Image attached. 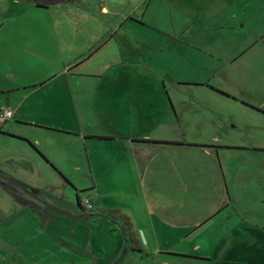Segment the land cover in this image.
Masks as SVG:
<instances>
[{
  "label": "crops",
  "instance_id": "0c3cea01",
  "mask_svg": "<svg viewBox=\"0 0 264 264\" xmlns=\"http://www.w3.org/2000/svg\"><path fill=\"white\" fill-rule=\"evenodd\" d=\"M94 1L54 6L51 12L57 15L49 28L28 23L26 17L51 6L0 0V113L11 112L0 124V177L5 179L0 181V264H264V112L258 111L264 110V0ZM95 12L107 17L106 22L96 19ZM160 12H170L167 22L175 30L196 32L190 44L210 50L205 53L208 59L231 65L229 77L239 91L232 92L225 80L220 89L238 98L247 96L250 106L241 103L254 112L229 121L222 119V110L210 108L211 117L206 113L204 123L192 132L187 111L182 124L173 104L161 107V113H141L143 94L158 93L152 87L145 90L131 76L119 113H134L130 123L141 113L140 129L127 139L111 129L86 135L94 137L84 141L111 145L102 168L110 195L98 185L93 193H120L124 202L117 210L129 217L144 248L138 255L127 253L122 230L101 220L108 218L85 215L61 161L39 149L42 136L21 129L69 133V127L44 123L34 112H53L65 102L78 109L74 94L59 86L62 81L72 86L73 76L66 70L79 51L80 37L85 47L115 29L132 33L145 25L152 30L156 24L160 30ZM175 14L181 20L176 21ZM50 37L62 54L58 70L47 51ZM168 41L174 51L181 48L175 45L189 43L180 36ZM33 56L48 62L51 70L47 72L46 65L33 68ZM110 69L94 77L111 82ZM217 75L224 79L223 70ZM106 95L85 101L89 110L111 111L121 103L120 94ZM234 109L243 113L238 106ZM117 123L119 116L111 121ZM23 140L43 152L45 161ZM89 164L93 169L91 159ZM96 167L100 169L98 160ZM124 171L130 173L118 189L114 181ZM105 197L93 198L94 210L98 201V206H106Z\"/></svg>",
  "mask_w": 264,
  "mask_h": 264
},
{
  "label": "rangeland",
  "instance_id": "374dc122",
  "mask_svg": "<svg viewBox=\"0 0 264 264\" xmlns=\"http://www.w3.org/2000/svg\"><path fill=\"white\" fill-rule=\"evenodd\" d=\"M91 2L94 3L95 1L76 0V3L80 4H92ZM53 8L54 6H51L46 10H38L41 12H32L29 17H26L27 22L51 28L57 15V12H51ZM90 13L93 14L94 12ZM169 15L170 12H160V30L156 24L152 26V30H148L147 28L150 26L145 25V29L136 30L132 33L126 32L125 29H115L110 34L107 33L99 42L88 44L85 47H82L85 39L80 37L79 51L74 56L75 59L67 64L66 70L70 76H73L72 79L70 77L72 86L66 84L65 81H62L59 86L63 92L74 94L78 101V109L70 107L69 103L65 102L64 106L58 107L53 112H38V110L34 112L38 117H42V122L69 127L70 132L53 133L29 127L21 129L27 135L38 134V136H42L40 138L42 144L39 149L44 153L49 151L61 161V165L68 175L66 178L76 190L83 191L79 194L81 200L86 196L94 195L96 196L95 200L101 196V201L105 197V193L110 195L106 190L107 184H110L109 177L102 168H104L106 160L109 159L108 146L111 145L99 144L94 141L85 142L84 138L94 137L86 135L105 133L113 129L115 132L120 131L123 135L121 137L127 139V137L133 136L138 128L140 129L141 113H161V107L168 109L167 105L170 106L171 104H173L176 116L178 115L179 119L182 120V124H184V111H187L192 132L196 131L195 126L204 123L202 117L206 116V113H209L208 115L211 117L210 108L222 110L224 112L222 119L229 121H238V117H244L246 112L252 111L242 104L249 105L247 96L239 94L238 98L226 92L230 95L228 98L225 96L227 95L224 93L225 91L220 89L223 85L222 80H225V84L230 87L232 92L233 90L237 93L239 91L229 77L232 72L231 65L221 64L216 59H208L205 53L210 50L202 49L200 45L190 44V36H195L196 32L175 30L173 25H168ZM94 16L96 19L106 22L104 19L107 17L105 18L99 12H95ZM175 20L179 21L181 18L175 14ZM175 36L185 38L189 41L188 45H175L174 47L181 48L176 51L172 50V42L168 40ZM109 38H114V40L106 44ZM38 42L39 40H36L35 44L37 45ZM129 42L132 44H128ZM47 49L51 64L58 70L63 62L62 54L51 37L47 40ZM119 61L125 64L115 67V63ZM107 64L109 66L105 67ZM32 65L33 68L46 65V71L51 70V65L48 62H43L34 56L32 57ZM108 67L111 69L107 73L113 75L111 82L108 79L94 77V75L104 73ZM224 68L229 70L227 76ZM220 70L224 72V79L217 75ZM132 75L136 77L137 82L144 84L145 90L148 91L152 87L158 95L151 94V91L144 93V111L139 113L137 120L130 123L135 114L131 113L130 110L126 114L119 113V109L122 104H126L124 103V92L128 88L127 82L131 83ZM108 92L121 95L118 98L121 103L117 107H113L111 111L109 109L105 111L103 107L99 110H89L85 101L89 102L91 98H102L107 96L106 93ZM259 92L260 89L254 90L252 95L255 96ZM132 101L131 98L130 102L132 103ZM234 106L240 107L243 113H237ZM125 115L127 116L126 120L122 121L121 118ZM115 116H119V123L113 125L111 121ZM106 118L107 121H105ZM106 123L108 126L105 125ZM83 132L85 135H81ZM89 159L92 161L93 169L90 168ZM115 159L118 162L121 161L118 157ZM97 160L100 169L96 167ZM129 173V171H124L121 177L117 175L114 181V184L117 185L116 188L119 189V185L128 178ZM127 183H129V179ZM95 185H98L100 192L105 193L94 194ZM65 188L67 194H71L72 190L67 186ZM105 200L107 201L106 206H98V204L102 205L98 201L95 207L104 211H113L120 209L118 207L124 202L120 193H116L114 197L106 196ZM101 220H108L113 224L109 219Z\"/></svg>",
  "mask_w": 264,
  "mask_h": 264
},
{
  "label": "trees",
  "instance_id": "16d2710c",
  "mask_svg": "<svg viewBox=\"0 0 264 264\" xmlns=\"http://www.w3.org/2000/svg\"><path fill=\"white\" fill-rule=\"evenodd\" d=\"M66 1L69 2V3H76V0H66ZM36 6L43 7V6H40L38 4H36ZM258 111L262 112V113L264 112V110H258ZM102 139H111V138H102ZM23 141H25V140H23ZM25 142L29 145V147L41 159H43V161H45L44 157L41 154L38 153L37 149L35 148V146L33 144H31L28 141H25ZM139 142L147 143V141H139ZM148 143L165 144V145L171 144V143H165V142H148ZM62 179L64 181L66 180L65 178H62ZM0 181L4 182L5 179L0 177ZM68 185H69V187H71L75 191L76 204L85 213V211L83 209V206L81 205V197H79V194L82 193L83 191L76 190V188H74L69 182H68ZM93 198H91L92 201H93ZM85 215L86 216H90V217H106V218H108L109 220H111L113 222L115 227H119L122 230V232H123L124 239H125V241L127 243V246H128L127 253L131 252V253H136V254L140 255L144 251V248H143V245H142L141 241L138 239L137 234L133 230L132 223H131L129 217L124 215L121 211H119V210H113V211L107 210V211H104V210H101V209H97V210H94L93 212L86 213Z\"/></svg>",
  "mask_w": 264,
  "mask_h": 264
},
{
  "label": "built area",
  "instance_id": "2783aa9c",
  "mask_svg": "<svg viewBox=\"0 0 264 264\" xmlns=\"http://www.w3.org/2000/svg\"><path fill=\"white\" fill-rule=\"evenodd\" d=\"M10 115L11 112L0 113V124L4 123L5 119L7 117H10ZM81 205L83 206L85 213H90L94 211L93 203L87 196L81 200Z\"/></svg>",
  "mask_w": 264,
  "mask_h": 264
},
{
  "label": "water",
  "instance_id": "95a60500",
  "mask_svg": "<svg viewBox=\"0 0 264 264\" xmlns=\"http://www.w3.org/2000/svg\"><path fill=\"white\" fill-rule=\"evenodd\" d=\"M32 2L43 7H49L65 3L66 0H32Z\"/></svg>",
  "mask_w": 264,
  "mask_h": 264
}]
</instances>
